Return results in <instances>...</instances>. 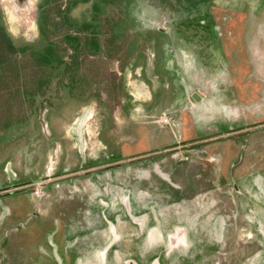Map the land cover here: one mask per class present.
Returning <instances> with one entry per match:
<instances>
[{
	"label": "flooded vegetation",
	"instance_id": "flooded-vegetation-1",
	"mask_svg": "<svg viewBox=\"0 0 264 264\" xmlns=\"http://www.w3.org/2000/svg\"><path fill=\"white\" fill-rule=\"evenodd\" d=\"M0 2L7 5V11H14V21H4L3 6L0 5V33L12 45V49L0 50V90L7 86L0 93V109H11L13 98L9 94L19 80L12 76L16 69H25L21 68L25 60L27 63L32 62L31 70L35 74L44 73V77L38 78L26 89L28 92L21 93L16 103L19 106L20 101L29 102L30 110L25 119L13 120L8 116L5 122L0 120V134L5 136L11 130L29 123L36 101L40 100L39 108H43L46 106L43 99L48 100L62 91L71 94L73 89L80 87V78L77 76L80 69H97L92 63L103 59L101 12L110 0H61L63 4L58 3L60 0ZM87 3L92 4L91 19L73 20L71 12L78 5ZM259 4L263 5L264 1ZM33 9V13H30ZM54 10L55 14H52ZM26 14L29 18L25 17ZM198 16L204 18L201 21L203 27L201 30H185V41L196 43L192 53L196 54V61H200L205 69L216 72L226 70L222 46L225 44L223 38L228 36L225 33V18L216 20L217 17L212 13L204 12ZM121 20L124 19L117 17L108 22L107 30L111 31L109 38L112 44L123 39L120 33L124 32L121 28L125 24H121ZM34 22L36 26H33ZM5 23H8L7 26ZM58 25L66 28L60 41L52 38L51 32ZM210 27L216 38L213 46L207 43L209 39L203 38L204 35L208 36ZM11 28L21 36L13 37L9 31ZM32 32L40 36L37 45L30 41L29 34ZM159 32L164 31L159 29ZM68 38H75V41L69 42ZM61 41L65 46L62 52L58 50ZM174 52L171 50L165 56L163 51L154 54L159 56L153 72L157 73L161 81V71L163 73L166 69L164 65L168 61L169 71L166 74L171 79L160 88L165 90L161 97L170 101L169 105L158 107L153 104L158 93L150 99L149 105L157 107L163 119L158 125L160 130L150 135L148 131L141 130L139 152L128 151L117 155L112 152L115 143L104 141L100 143L101 150H108V157H84L83 139L92 136V131L85 128L86 122L90 120L87 114L73 128L79 157L63 156L58 160L56 173L49 169L43 176L8 173L11 181L0 184V198L20 192L25 194L33 206L32 215L40 216L41 220H47L49 225L53 223L57 227L47 231L52 264H221L219 260L210 261L209 258L226 241L227 230H239L242 235L243 229L247 228H250L248 237L254 242L251 243L254 246L251 256L262 253L261 261L257 264H264V167L262 158H258L255 152V147L264 141V122L222 125V121H214V125L205 126L203 131H199L192 119L186 116L189 113L186 111L182 114L185 116H182L181 125H176L178 111H165L163 108H178L182 93L185 89L190 92V88L183 81L182 60L185 57ZM118 54L119 49L115 52L111 50L106 56L107 62L117 59L116 63L120 64L124 59ZM168 55L175 58V70L170 68ZM256 57L261 56L257 54ZM188 60L192 59H184ZM125 61L127 63V59ZM143 61L145 63V57ZM192 61L196 66V61ZM143 67L144 64L141 65ZM237 67L240 70L236 73V81L232 80L234 85H237V75L244 66L239 63ZM263 70L264 66L257 74L259 81H263L262 85ZM111 74L114 76V73ZM56 77V87L52 92L49 89L50 78ZM219 79L218 89L226 94L227 75ZM177 83L182 90L180 95L171 88ZM17 86L21 88L24 85L18 83ZM146 88L142 87L141 91L145 92ZM148 88L146 91L150 90ZM77 97L92 98L97 102L100 99L96 91L88 93L86 97L77 93ZM190 97L196 103L203 100L199 92H191ZM0 118H3L1 110ZM102 118L103 124H107L106 117ZM43 123V129L50 135L51 127L46 121ZM108 130L107 124L97 136ZM142 132L147 139L145 144L141 142ZM65 202L73 210L67 208ZM10 214L4 215V218Z\"/></svg>",
	"mask_w": 264,
	"mask_h": 264
},
{
	"label": "rangeland",
	"instance_id": "rangeland-1",
	"mask_svg": "<svg viewBox=\"0 0 264 264\" xmlns=\"http://www.w3.org/2000/svg\"><path fill=\"white\" fill-rule=\"evenodd\" d=\"M262 1L264 0H110L101 12L103 59L101 62L98 60L92 63V66L98 70L80 69L77 74L80 78L79 88L73 89L71 94L62 91L50 96L48 100L43 99L46 102L43 108H39L41 101H36L35 110L26 126L15 128L5 136L0 134V184L11 181V175L9 176L8 173L16 172L23 175L34 173L43 176L49 172V169L53 171L52 173H56L59 168L58 160L63 156L64 158L79 157L73 128L87 114L90 120L86 119L85 128L92 131V136H86L83 139L84 157H108L110 152L101 150L100 143L104 141L115 143L112 152L117 155L128 151L139 152L141 130L148 131L150 135L151 132L160 130L158 125L163 119L160 118L161 112L156 110L157 107L153 108L149 105L150 99L158 93L153 99V104L158 107L169 105L170 101L167 102L161 97L165 90L160 88L163 85L166 86L165 83L171 79L166 74L169 69L168 61L164 65L166 69L163 73L161 71L163 77L161 81L157 78V73L153 72L154 63L158 61L159 56L154 54L163 51L165 56L169 51L174 50V53L179 56L183 55L185 58L196 61V54L192 52H194L193 46L197 45L193 41H185L184 37L187 36L185 30H201L203 27L201 21L204 18L198 15H202L203 12L212 13L217 17L216 20L219 17L225 18V33L228 36L223 38L225 44L222 46L226 56V70L220 72L208 70L201 66L200 61H196L194 66L192 60L184 61V58L183 71L181 68L178 70L185 76L183 81L189 84L190 92L184 90L179 99V107H176L177 110L170 107H168L169 110L165 108L163 110L178 111L175 118L176 125H181L182 116H185L182 114L188 111L186 116L192 119L193 125L200 129L199 131H203L205 126L208 128V125H214V121H222L220 122L222 125L224 123L229 125L263 123L264 85L257 76L260 68L264 66V4H259ZM3 3L0 2L3 6L4 21L13 22L14 11H7L5 8L7 5ZM58 3H61V0ZM91 5V3L78 5L71 12V18L89 21ZM33 11L34 9L30 13ZM52 14H55V10ZM25 17L29 18V15L26 14ZM117 17L124 19L121 20V24H125V27L121 28L124 32L120 33L123 34V39L112 44V39L109 38L111 31L107 30L108 22ZM33 26H36L35 22ZM210 28L208 36L202 37L209 39L207 43L213 46L216 38H214L212 27ZM159 29L164 32L160 33ZM9 31L13 37L21 36L13 28ZM51 32L52 38L60 41L66 28L58 25ZM230 32L233 34L229 35ZM29 37L33 45L39 44L38 33L32 32ZM21 44L19 41V45ZM64 49L65 46L61 41L58 50L62 52ZM117 49H119L118 57L124 60L120 64L116 63L117 59L114 62H107L108 53L111 50L115 52ZM126 52L128 54L125 56ZM257 54L261 57H256ZM168 58L171 60V70H175V58L170 55ZM239 63L244 67L237 75V85H234L232 80L236 81V73L240 70L237 67ZM142 64H144L143 68H141ZM31 66L32 62L27 63L25 60L21 66L25 69L23 71L16 69L12 78H19V80L9 94L13 98L11 101L13 104L7 111L3 107L0 109L3 112V118L0 120L5 122L8 116H11L13 120H22L29 113L30 105L27 100L25 103L20 101L19 106L16 103L18 104L22 92H28L26 89H29L31 84H34L38 78L44 77V73L35 74ZM111 73H114V76ZM224 74L227 75L226 94L218 89L219 78H222ZM261 74L264 76V70ZM56 79L57 77L50 78L49 89L52 92L56 87ZM18 83L24 86L19 88ZM144 84L145 87L150 88V90L148 88L149 91H146L147 88L144 89L145 92L141 91L142 87L145 88ZM178 87L179 83L171 86L180 95L182 90ZM6 88L7 86L2 87L0 93ZM257 90L259 93H256ZM92 91L99 93L98 102L92 98L77 97V93H82L86 97ZM191 92H199L203 100L200 103L193 102L190 99ZM254 98L257 100H253ZM102 116L106 117L109 130L97 136L102 131V127L107 125L103 124ZM44 121L49 128L51 127L50 135L43 129ZM0 126H2L1 121ZM129 133L130 136L127 137ZM141 142L142 144L147 142L144 132H142ZM125 143L128 144L125 145ZM243 151L245 154L244 147ZM255 152L258 158H262L264 167V141L255 147ZM249 182L250 179L247 180V185ZM26 197L20 192L8 198H0V217H2L0 220V264H52L47 231L57 227L53 223L49 225L47 220H41L40 216L32 215L33 206ZM64 205L73 210L68 202ZM7 210L11 214L4 218V215L9 214ZM249 233L250 228L243 229L242 235L239 230H227L226 241L217 253L210 256V261L219 260L221 264L259 263L262 253L251 256L254 246L251 245L253 241L248 237ZM248 260L250 262H247Z\"/></svg>",
	"mask_w": 264,
	"mask_h": 264
},
{
	"label": "trees",
	"instance_id": "trees-1",
	"mask_svg": "<svg viewBox=\"0 0 264 264\" xmlns=\"http://www.w3.org/2000/svg\"><path fill=\"white\" fill-rule=\"evenodd\" d=\"M48 2L49 1H53V0H47ZM59 13L61 14V11H59ZM69 42H73L75 41V38H68L67 39ZM73 48V47H72ZM9 50V49H12V45L9 41H7L5 38L2 37V33H0V50ZM46 55H48V52L45 54V56L42 58L43 60L46 59ZM51 57H53V54L51 52ZM46 62V61H45Z\"/></svg>",
	"mask_w": 264,
	"mask_h": 264
}]
</instances>
